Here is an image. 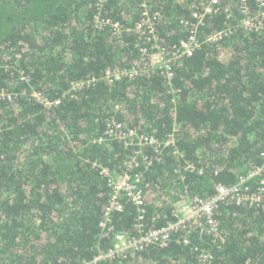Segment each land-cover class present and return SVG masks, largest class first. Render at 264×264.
<instances>
[{
    "label": "trees",
    "instance_id": "trees-1",
    "mask_svg": "<svg viewBox=\"0 0 264 264\" xmlns=\"http://www.w3.org/2000/svg\"><path fill=\"white\" fill-rule=\"evenodd\" d=\"M255 1L251 13L264 23ZM197 2L0 0V90L14 96L0 98V264H86L113 247L116 233L140 236L138 210L125 198L124 211L101 226L110 197L101 172L117 177L133 157L105 136L114 122L161 141L176 136L160 154L137 157L143 232L263 164L264 32L241 30L238 1L232 14L208 16L198 30L202 47L174 62L171 82L159 71L105 77L140 58L143 4L171 50L190 35L181 22L195 21ZM108 20L121 25L118 36ZM229 26L239 30L207 41ZM217 218V236L195 231L183 244L176 235L165 247L99 264H264L263 208L223 205Z\"/></svg>",
    "mask_w": 264,
    "mask_h": 264
},
{
    "label": "built area",
    "instance_id": "built-area-1",
    "mask_svg": "<svg viewBox=\"0 0 264 264\" xmlns=\"http://www.w3.org/2000/svg\"><path fill=\"white\" fill-rule=\"evenodd\" d=\"M238 1V4L235 3ZM250 0H199L194 4L195 12L193 13L194 22H181L184 28L190 30V35L182 39L171 50L163 44L157 32L156 18L150 14L148 6L142 5V19L136 24L135 30L140 39H143V46L140 49V58L136 60L130 67L125 69H108L106 71V79L112 83L123 78L134 80L138 77L147 75L152 72L159 71L166 81L171 82L174 77L173 64L176 60L184 57H192L194 53L202 47V41L198 37V30L205 26L208 16L219 14H232L234 4L240 5L245 14V18L240 26L241 30L246 33L264 32V23L260 21V17H254L251 13ZM259 7H264V0L255 1ZM249 13L253 16L251 18ZM264 20V15L262 16ZM112 25L114 35L118 36L121 32V25L107 21ZM239 28L228 27L222 32H217L214 36L207 39L209 43H215L224 36H228ZM91 83V82H89ZM172 85V84H171ZM84 84H75L74 88H81ZM77 90V89H74ZM35 95V94H34ZM12 93H6L0 90V98L2 100H13ZM57 101L55 104L58 105ZM52 103L47 102L46 105ZM107 138L117 140L126 148L131 149L132 159L124 164L123 174L113 177L107 168L101 172L105 177H109L108 187L110 189V197L104 212V223L106 225L111 221L112 215L122 213L125 204L122 198L131 202L138 210L137 228L140 229L139 237L128 239L122 233L114 235V245L106 253H100L86 264H99L108 261L116 256L125 257L131 251H143L149 246L165 247L169 241L176 235L179 236L180 242L188 244L193 232L200 231L202 234L218 235L219 221L217 213L223 205H235L238 207H255L264 209V152L261 154L263 164L256 166L244 175L236 184L227 186L219 184L216 186V193L207 198L195 197L187 202H183L178 206L174 217L176 220L168 222L165 226L158 229H152L143 232L144 224V194L141 190L142 179L140 175L134 174L133 171L139 167L137 157L144 154L147 149L153 150L160 154L162 150L175 143V134H171L169 139L161 141L160 139L140 133L137 129H126L121 123H112L105 132ZM104 139H100L102 142ZM189 169H194L189 166ZM202 172V171H201ZM255 184V188L252 186ZM251 185V186H250ZM183 214V215H181ZM207 254L204 258H208Z\"/></svg>",
    "mask_w": 264,
    "mask_h": 264
},
{
    "label": "rangeland",
    "instance_id": "rangeland-1",
    "mask_svg": "<svg viewBox=\"0 0 264 264\" xmlns=\"http://www.w3.org/2000/svg\"><path fill=\"white\" fill-rule=\"evenodd\" d=\"M181 215H183V214H181Z\"/></svg>",
    "mask_w": 264,
    "mask_h": 264
}]
</instances>
